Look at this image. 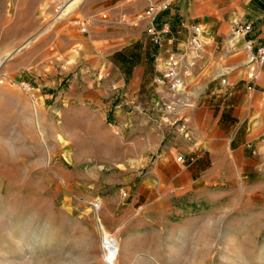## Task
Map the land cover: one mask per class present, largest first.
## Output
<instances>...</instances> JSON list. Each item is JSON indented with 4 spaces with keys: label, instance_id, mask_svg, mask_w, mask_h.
<instances>
[{
    "label": "rangeland",
    "instance_id": "obj_1",
    "mask_svg": "<svg viewBox=\"0 0 264 264\" xmlns=\"http://www.w3.org/2000/svg\"><path fill=\"white\" fill-rule=\"evenodd\" d=\"M81 1L0 0V264H107L104 235L115 264H264V176L169 193L153 159L135 166L105 121L61 105L78 69L38 35Z\"/></svg>",
    "mask_w": 264,
    "mask_h": 264
},
{
    "label": "crops",
    "instance_id": "obj_2",
    "mask_svg": "<svg viewBox=\"0 0 264 264\" xmlns=\"http://www.w3.org/2000/svg\"><path fill=\"white\" fill-rule=\"evenodd\" d=\"M161 1L82 0L58 27L51 23L39 33V39L50 33L49 48L65 70L78 69L61 105L105 121L122 149L134 154L135 166L153 159L150 175L167 179L169 193L215 186L227 176H264V64H249L243 48L245 40L254 49L264 46V0H167L170 5L155 24L167 23L170 31L158 47L146 34L148 22L137 17L149 2ZM51 16L43 12L41 23L46 26ZM236 24L250 25L245 37H232ZM193 27L201 31L203 58L186 81L185 95L177 98L189 105L165 111L162 103L173 98L160 71ZM129 100L142 111L114 109Z\"/></svg>",
    "mask_w": 264,
    "mask_h": 264
},
{
    "label": "built area",
    "instance_id": "obj_3",
    "mask_svg": "<svg viewBox=\"0 0 264 264\" xmlns=\"http://www.w3.org/2000/svg\"><path fill=\"white\" fill-rule=\"evenodd\" d=\"M170 2L167 0L159 3L149 2L145 10L138 15L137 19L145 20L148 22L146 27V34L149 40L156 46H160L162 42V36L169 33L170 27L167 23H163L158 26L155 24L157 16L160 12L168 9ZM64 3L58 4V9L62 11ZM104 18V16H102ZM249 24H236L232 37H245L250 31ZM80 30L86 32V28L80 25ZM228 44H231L229 40ZM243 48L246 52V60L249 64H264V46H259L254 49L251 40H245ZM204 44L199 27H193L190 37L184 42L181 49L178 52H171L166 56L164 68L160 71L162 81L168 86L169 96L173 99L171 102L162 103V107L165 111H170L174 105L187 106V103H180L177 101L179 94L186 90V81L195 75L197 64L203 58ZM253 77V74L251 75ZM221 84H225V80H220ZM18 86L28 97V99L35 103L38 99L36 90L28 83H19ZM115 110H128V111H142L140 105L134 100L127 102L119 101L114 104ZM187 128L184 127V131ZM176 161L183 163V157L181 155L176 157ZM94 209H98V203L91 204Z\"/></svg>",
    "mask_w": 264,
    "mask_h": 264
},
{
    "label": "bare ground",
    "instance_id": "obj_4",
    "mask_svg": "<svg viewBox=\"0 0 264 264\" xmlns=\"http://www.w3.org/2000/svg\"><path fill=\"white\" fill-rule=\"evenodd\" d=\"M68 4H64L62 12L63 14L67 11H64ZM68 12V11H67ZM104 234V233H103ZM104 242H103V249L105 252V262L107 264H115V261L118 257L119 249L118 246L115 244V242L110 238L104 235Z\"/></svg>",
    "mask_w": 264,
    "mask_h": 264
}]
</instances>
